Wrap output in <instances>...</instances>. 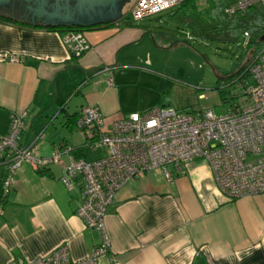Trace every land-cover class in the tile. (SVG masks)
Segmentation results:
<instances>
[{
  "label": "crops",
  "instance_id": "1",
  "mask_svg": "<svg viewBox=\"0 0 264 264\" xmlns=\"http://www.w3.org/2000/svg\"><path fill=\"white\" fill-rule=\"evenodd\" d=\"M123 13L111 26L85 30L90 48L71 55L64 31L34 25L20 9L0 6V16L13 21L0 20V136L11 114L24 112L19 143L48 156L62 144L71 149L84 143L67 118L85 105L99 109L105 126L130 112L171 106L165 54L196 37L143 19L120 25ZM70 155L63 153L44 174L23 162L7 194V169L0 165V264L33 260L61 243L80 259L100 243L99 231L85 228L75 214L78 193L60 181ZM105 228L110 248L98 264H264V194L226 200L200 160L170 180L152 170L125 183Z\"/></svg>",
  "mask_w": 264,
  "mask_h": 264
},
{
  "label": "built area",
  "instance_id": "2",
  "mask_svg": "<svg viewBox=\"0 0 264 264\" xmlns=\"http://www.w3.org/2000/svg\"><path fill=\"white\" fill-rule=\"evenodd\" d=\"M182 1L134 0L130 13L133 20H142ZM252 6L264 9V0H230L224 13L231 16ZM243 36L248 44L251 34L244 31ZM63 42L71 55L90 48L84 31L64 33ZM7 58L16 60L15 56ZM103 70L110 71L107 67ZM248 73L253 84L245 89L242 103L229 106L224 114L211 109L153 106L130 112L105 126L97 107L83 106L75 127L84 137V147L95 156L70 155L60 181L67 190L78 193L80 203L75 214L85 228L99 231L101 241L84 258H71L68 245L61 243L33 260L19 258L11 264H98V258L110 248L105 217L115 193L147 171L159 170L170 180L182 173L189 161L200 160L210 169L216 191L226 200L264 194V48L249 64ZM107 82L112 84L111 76ZM23 116L24 112L12 113L7 133L0 136V165L7 169L4 194L12 188V175L23 162L39 169L71 151L62 144L50 155L40 156L33 147L22 146Z\"/></svg>",
  "mask_w": 264,
  "mask_h": 264
},
{
  "label": "rangeland",
  "instance_id": "3",
  "mask_svg": "<svg viewBox=\"0 0 264 264\" xmlns=\"http://www.w3.org/2000/svg\"><path fill=\"white\" fill-rule=\"evenodd\" d=\"M133 2L134 0H129L123 14L131 11ZM198 5H204V0H199ZM176 8L167 9L143 20L155 22L160 28L191 32L189 24L192 22V16H173ZM204 21L208 20L200 16L199 22ZM256 41L258 37L251 35L247 45L243 34L237 33L231 41H224L219 35L212 40L199 36L190 38L185 46L177 50L170 46V50L165 54L169 56L167 69L172 72L170 105L176 109H211L215 114H224L229 106L241 104L245 89L239 83V74L253 60L258 50V45L254 44ZM199 94L202 96L199 97ZM94 156L89 155L87 158L92 159Z\"/></svg>",
  "mask_w": 264,
  "mask_h": 264
},
{
  "label": "trees",
  "instance_id": "4",
  "mask_svg": "<svg viewBox=\"0 0 264 264\" xmlns=\"http://www.w3.org/2000/svg\"><path fill=\"white\" fill-rule=\"evenodd\" d=\"M199 0H183L178 4L176 9L173 12V16L177 14L191 15L192 22L189 24L191 27V32H188L189 35L198 38L199 36L203 39L216 38V35L222 37L224 41H231L234 39L235 34L242 33L244 31L249 32L251 35L258 37L256 45H258V50H256L254 57L264 48V9L260 6H252L246 9L242 13H235L231 16L224 13V8L230 3V0H204V5H198ZM203 17L208 21L203 23L199 22V17ZM0 20L13 22L10 18L0 16ZM132 22V15L130 13L126 14L119 20L120 25H130ZM111 23L108 24H95L92 26H44L50 30H58L70 32V31H85L93 28H98L102 26H111ZM217 34L215 35V33ZM250 43V41H249ZM248 43V44H249ZM247 44V45H248ZM254 59V58H253ZM251 63V62H250ZM249 63V64H250ZM245 66L239 74V83L247 89L253 84L251 75L248 73V67ZM221 98L224 100L221 91H219ZM167 106V105H160ZM78 115V114H77ZM77 115L67 118V123L72 124L73 128L75 127V121ZM70 154L74 158L79 157H88L90 152L82 144L79 147L71 148ZM45 167L39 168L38 171L40 174H44Z\"/></svg>",
  "mask_w": 264,
  "mask_h": 264
},
{
  "label": "flooded vegetation",
  "instance_id": "5",
  "mask_svg": "<svg viewBox=\"0 0 264 264\" xmlns=\"http://www.w3.org/2000/svg\"><path fill=\"white\" fill-rule=\"evenodd\" d=\"M3 5L20 9L26 20L41 26H92L118 19L107 4L90 6L87 1L81 4L78 0H0V6Z\"/></svg>",
  "mask_w": 264,
  "mask_h": 264
},
{
  "label": "water",
  "instance_id": "6",
  "mask_svg": "<svg viewBox=\"0 0 264 264\" xmlns=\"http://www.w3.org/2000/svg\"><path fill=\"white\" fill-rule=\"evenodd\" d=\"M7 1V0H5ZM88 2L90 6H92L94 3L101 5V4H107L109 6V10L112 11L113 15L119 16L124 11V7L129 2V0H121L116 5L117 0H78L79 3H85ZM112 7H115L114 9Z\"/></svg>",
  "mask_w": 264,
  "mask_h": 264
}]
</instances>
